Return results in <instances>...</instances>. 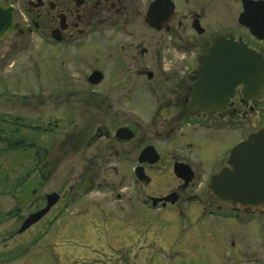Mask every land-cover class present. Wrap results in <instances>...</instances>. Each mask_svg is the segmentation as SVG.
I'll return each mask as SVG.
<instances>
[{"label":"flooded vegetation","instance_id":"obj_1","mask_svg":"<svg viewBox=\"0 0 264 264\" xmlns=\"http://www.w3.org/2000/svg\"><path fill=\"white\" fill-rule=\"evenodd\" d=\"M0 7L13 20L0 40V143L31 156L30 172L8 192L0 179V198H15L11 209L0 205V226L9 223L0 229L1 263L97 264L64 249L114 235L117 224L132 235L131 223L151 219L172 222L152 243L165 258L264 264V204L243 206L209 189L229 168L230 150L264 130V28L250 26L264 0ZM26 103L31 114L15 115ZM212 148L219 161L205 172L202 155ZM48 196V211L20 232ZM145 255L140 248L134 259L145 264ZM163 257L157 264H168Z\"/></svg>","mask_w":264,"mask_h":264},{"label":"rangeland","instance_id":"obj_2","mask_svg":"<svg viewBox=\"0 0 264 264\" xmlns=\"http://www.w3.org/2000/svg\"><path fill=\"white\" fill-rule=\"evenodd\" d=\"M20 76V75H19ZM23 78V77H22ZM25 90V89H24ZM22 90V92H26L27 90ZM18 106L15 108V112L11 109H6L5 113H11L13 111L15 115H25L29 116L31 113L28 112L29 106L28 104H24L23 106L17 104ZM41 111H38V113ZM5 137H7V132L4 133ZM21 137H27L29 136V133L23 132L19 134ZM215 143H209V146H213ZM217 145V144H216ZM8 145H4L0 143V179L4 180V190L5 192H8L10 188H13L14 180L16 178H21L23 174L27 173L31 164H30V151L29 149H17L13 151H4L7 148ZM15 147V146H13ZM217 153L214 152L213 148L208 150L206 153H204L202 156H205V165H204V171L209 172L214 168V164L217 165V162L219 161V157L216 156ZM220 155V154H219ZM215 156V157H214ZM30 172V171H29ZM61 167H58V171L54 176V180H57L60 182V176H61ZM8 178L7 180H5ZM27 179V178H26ZM6 182L8 185L12 187H6ZM32 182V180L30 181ZM29 181L26 180V184H28ZM29 185V184H28ZM30 187V186H28ZM3 188L0 186V189ZM32 188V187H30ZM54 185H46L43 189L49 190L54 189ZM44 190V191H45ZM15 198L12 196L6 195L3 199L0 198V205L4 209H11V206L14 204ZM23 209V207H22ZM148 226L141 227L138 224L131 223V231L132 237L140 242V245L132 244L131 246H128L126 244V239H128L129 236H127V230L125 225H116L115 226V234L109 235V233L100 232L97 236L91 240V243L88 246H81L77 245L75 247L69 246L68 248H65L64 251L69 252H79V255L82 256L86 262L91 263L93 261L100 262L97 264H125L126 262H130L131 264H141L139 261H136L134 259V255L139 252L140 248H144L146 255L145 257L148 259V262L145 264H157V262L163 257L162 255L157 253V247L152 245L153 242H157L158 238H156V233L162 230L163 227H168L172 224V222L165 224H162L161 222H155L149 219L147 222ZM9 227V223H5L2 226H0V229H5ZM152 227V228H150ZM110 236H112L110 238ZM11 243H9V246ZM165 258V257H163ZM168 264H189V261H180L179 259H173L170 255V257H166ZM30 258H28V261ZM0 264H3L0 262ZM8 264H23L21 262H10Z\"/></svg>","mask_w":264,"mask_h":264},{"label":"water","instance_id":"obj_3","mask_svg":"<svg viewBox=\"0 0 264 264\" xmlns=\"http://www.w3.org/2000/svg\"><path fill=\"white\" fill-rule=\"evenodd\" d=\"M12 26V10L0 7V40L10 33ZM227 164L230 169L226 168L212 177L210 191L222 200L254 208L262 206L264 204V130L251 135L248 140L232 148ZM51 197L48 196L45 209L30 215L24 221L20 232L43 217L54 202L49 201Z\"/></svg>","mask_w":264,"mask_h":264},{"label":"snow or ice","instance_id":"obj_4","mask_svg":"<svg viewBox=\"0 0 264 264\" xmlns=\"http://www.w3.org/2000/svg\"><path fill=\"white\" fill-rule=\"evenodd\" d=\"M250 26H258L264 28V15H260V16L253 15L250 20Z\"/></svg>","mask_w":264,"mask_h":264},{"label":"trees","instance_id":"obj_5","mask_svg":"<svg viewBox=\"0 0 264 264\" xmlns=\"http://www.w3.org/2000/svg\"><path fill=\"white\" fill-rule=\"evenodd\" d=\"M5 136H6V135H5ZM7 136H8V133H7ZM17 149H18L17 147H13V146H12V147L6 148L4 151H13V150H17ZM29 171H30V168H29L28 172H29ZM28 172H27V173H28ZM7 179H8V178H6L5 180H7ZM4 182H5V181H4ZM5 185H6V187H11L10 184L8 185L7 182H6Z\"/></svg>","mask_w":264,"mask_h":264}]
</instances>
